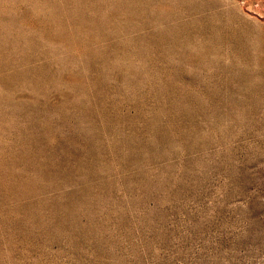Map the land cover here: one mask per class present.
Wrapping results in <instances>:
<instances>
[{"label": "rangeland", "instance_id": "obj_1", "mask_svg": "<svg viewBox=\"0 0 264 264\" xmlns=\"http://www.w3.org/2000/svg\"><path fill=\"white\" fill-rule=\"evenodd\" d=\"M0 264H264V0H0Z\"/></svg>", "mask_w": 264, "mask_h": 264}]
</instances>
